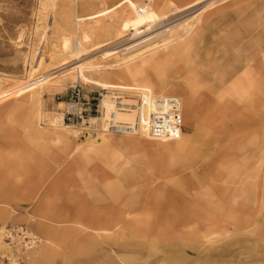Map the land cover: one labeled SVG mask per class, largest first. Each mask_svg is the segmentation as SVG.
Wrapping results in <instances>:
<instances>
[{"label": "rangeland", "instance_id": "rangeland-1", "mask_svg": "<svg viewBox=\"0 0 264 264\" xmlns=\"http://www.w3.org/2000/svg\"><path fill=\"white\" fill-rule=\"evenodd\" d=\"M119 1L0 0V92L45 79L38 83L43 88L37 102L14 92L0 100V232L23 224L38 238L29 250L0 240V264L40 259L45 241L33 226L47 224L61 227L59 242L48 240L49 246L58 243V264H264V103L248 95L241 80L264 57V43L258 42L264 0H203L169 11L140 36L112 29L86 42L81 62L101 66L90 77L116 70L108 80L128 82L118 69L155 51H173L150 45L172 37L170 47L194 37L188 57L154 69L150 80L167 84L166 96L183 103L191 95L197 116L183 127L191 139L187 150L175 139L160 143L141 134L100 132L88 127V117H65L86 106L75 100L76 85L86 96L95 92L102 104L107 90L77 75L72 66L80 59L58 54L62 39H70L71 50L79 47L77 28L92 24L79 19ZM134 1L145 7L151 0ZM152 1L160 10L166 0ZM170 1L169 10L192 0ZM206 27L209 35L196 38ZM99 42L104 45L97 47ZM110 94L113 100L131 96ZM68 103H75L73 111ZM50 114H62L64 125L77 133L55 135L61 127L49 122Z\"/></svg>", "mask_w": 264, "mask_h": 264}, {"label": "bare ground", "instance_id": "bare-ground-1", "mask_svg": "<svg viewBox=\"0 0 264 264\" xmlns=\"http://www.w3.org/2000/svg\"><path fill=\"white\" fill-rule=\"evenodd\" d=\"M49 1V0H48ZM201 1L203 0H192L191 2H189L188 4H181V5H177L174 8L172 7V9H168L171 5V3H173L170 0H166L164 2L162 6V8H160V10L156 9L154 6L153 1L151 0L147 6L144 7V5H141L140 3H138L137 1L134 0H120L119 2H117L116 4H114L111 7H106L103 9H100L99 11L90 14L86 17H82L79 20H86L88 18H90V21L92 24L90 25H86L84 27L79 26L77 28V32H78V36H79V47H75L74 50H71V44L72 42L70 41V39L68 37H65L62 39L61 42V47L60 49H58V54L59 55H71L70 57L75 56V59H80V62H77L76 66H74L73 62V67H77V72L81 79L84 80L85 82L88 83H92L98 87H101L102 89L107 90V92H105V97L103 98V104L102 107L104 108L103 110V114L102 116H91L90 117V124L88 127H92V128H97V130H99L100 132H107V126H106V118L114 115L115 116V120L116 122H123L126 124V127H129L131 129H126V130H131L128 133H133L132 135H136V134H141L143 137H147L149 139L158 141L160 143H165V142H170L171 140H178V143L181 146L182 150H187V145H189V143L191 142L190 137L186 136V132H185V128L184 130L177 136L178 138H174V137H163V138H153L152 136H150L148 129H149V121L151 118L152 113L154 112H159L158 108L155 106L154 104V98L156 97H165L166 94L168 93L166 91V88L168 87L167 84L164 83H159V82H150L151 77L153 76L152 72L154 69H160L161 67H164L167 63H169L171 60H173L175 57L178 58V56H186L188 57L189 52H190V48L192 45H194L195 39L194 37L182 41L178 42L177 44H173L172 46L169 47V45L171 44V42L174 40L170 39H164L162 40V43H155L153 45H150L149 47H151V50L153 49L155 51V49L157 47H164L165 48H170L173 51L168 54H162L159 56L158 51L152 52L151 55L149 54V56L147 55V57H144L139 61V63L134 64V65H128L123 69H118L119 71V75L125 79V81L128 82H114V81H110L109 76H110V72L116 71H110V72H102V76L99 78H92L90 77V72L94 71V70H98L100 71V67L101 66H96V65H90V64H86L85 62H81V60L83 59V55L86 53V48L84 47L86 45V42H89L90 39L94 36V35H101L103 32L106 31H110L112 29H116L117 30V35H121L124 33V31H126V28L131 30L132 32L136 33V34H141L146 30H150V28H153V25H157L158 20L160 19H165L166 18V14L169 11H173V10H177L178 12H181V8H184L186 6V9L189 7H192L194 5H197L198 3H201ZM42 2V1H41ZM208 2V1H207ZM87 3V2H86ZM214 3V0H213ZM91 4V3H90ZM207 4V3H205ZM204 2H203V7L205 6ZM87 5V4H86ZM92 5V4H91ZM209 5V3H208ZM184 6V7H183ZM200 6V7H202ZM210 6V5H209ZM212 6V4H211ZM91 7V6H90ZM199 7V6H198ZM88 8V6H87ZM210 8V7H209ZM182 9V10H184ZM89 10V9H88ZM184 10V11H186ZM189 11L192 12V10L189 9ZM189 11L188 12L189 14ZM93 12V11H91ZM184 12H182V15ZM195 13V12H194ZM193 13V14H194ZM77 15V14H76ZM195 15V14H194ZM187 16V13H186ZM189 16V15H188ZM201 16V14H200ZM203 16V15H202ZM168 17V16H167ZM173 17V16H172ZM171 17V18H172ZM176 17V16H175ZM178 17V16H177ZM176 17V18H177ZM180 17V15H179ZM178 17V18H179ZM182 17V16H181ZM184 17V16H183ZM170 18V17H169ZM175 18V19H176ZM177 18V20H178ZM167 19V18H166ZM173 19V18H172ZM185 19V18H184ZM183 19V20H184ZM187 19H189V17H187ZM186 19V20H187ZM201 19V18H200ZM174 20V19H173ZM176 20V21H177ZM180 20V19H179ZM185 20V21H186ZM198 20V19H197ZM162 21V20H161ZM175 21V20H174ZM184 21V22H185ZM79 22V21H78ZM86 22V21H85ZM88 22V23H89ZM94 22H96L95 24H93ZM157 22V23H156ZM164 22V20L162 21V23ZM172 22V20H171ZM170 22V24H171ZM179 22V21H178ZM181 22V21H180ZM217 21L209 23V25L207 27H210L212 24H215ZM87 23V22H86ZM161 23V22H160ZM165 23L167 24V22L165 21ZM259 22L256 21L253 23V26L258 24ZM173 24V23H172ZM172 24L170 26H172ZM175 24H177L175 22ZM179 24V23H178ZM183 24V23H181ZM247 22H244L243 27L246 29L247 26ZM75 25V24H74ZM174 25V24H173ZM180 25V24H179ZM186 25V24H185ZM77 26V24H76ZM175 26V25H174ZM172 26V28L174 27ZM197 26V25H196ZM160 27V26H158ZM177 27V26H176ZM181 27V26H180ZM187 27V26H186ZM206 27V32H198L196 35V38L199 37V39H203L204 36L209 35L208 33V28ZM72 28V26H71ZM70 28V29H71ZM155 28V27H154ZM158 29V28H157ZM171 29V28H170ZM187 29V28H186ZM160 30V28H159ZM169 30V29H168ZM179 30V29H178ZM154 31V29H153ZM156 31V28H155ZM187 31V30H186ZM150 33H153L150 31ZM158 33V32H157ZM165 33V31H164ZM177 34V33H176ZM146 35V34H145ZM151 35V34H150ZM155 35V33L153 34ZM178 35V34H177ZM183 35V34H181ZM180 35V36H181ZM187 35V34H186ZM140 36V35H139ZM152 36V35H151ZM150 36V37H151ZM158 36V35H157ZM171 36V35H170ZM176 36V35H175ZM147 37V35L145 36ZM179 37V36H178ZM144 38V35H143ZM156 38V37H155ZM150 40V38H148ZM152 39V38H151ZM143 40V39H142ZM156 40V39H154ZM179 40V39H178ZM110 41V40H109ZM138 42L140 41V39L137 40ZM145 40H143L144 42ZM148 41V40H147ZM76 42V41H75ZM153 42V39H152ZM174 42V41H173ZM258 42L260 43H264V35L261 36V39L258 40ZM137 43V42H135ZM133 43V44H135ZM146 43V42H145ZM132 44V43H131ZM138 44H142V41ZM77 45V44H76ZM104 44L99 42V45L97 47H101ZM108 45V44H107ZM147 45V44H146ZM145 45V46H146ZM138 46V45H137ZM144 46V45H143ZM96 47V48H97ZM131 47V46H130ZM140 47V45H139ZM94 48V47H93ZM110 48V47H109ZM133 48V47H132ZM128 49V48H127ZM138 49V48H136ZM144 49V48H142ZM104 50V49H103ZM125 50V49H124ZM130 51V50H129ZM141 51V50H139ZM100 52H104L101 51ZM127 52V51H126ZM108 53V52H106ZM104 53V54H106ZM92 54V53H91ZM90 54V58L91 56ZM97 54V53H96ZM99 54V53H98ZM102 54V53H101ZM145 54V53H144ZM115 55V54H114ZM112 55V56H114ZM145 55V56H146ZM54 56V55H53ZM111 56V57H112ZM131 56V55H130ZM57 57V56H55ZM62 57V56H61ZM88 57V56H87ZM110 57V56H109ZM140 57V56H139ZM86 58V57H84ZM89 58V59H90ZM128 58V57H127ZM134 57L130 58V60H132ZM138 58V56H137ZM136 58V60H137ZM64 59V58H63ZM67 59V57H66ZM73 59V58H72ZM95 59V58H94ZM104 59V58H103ZM102 59V60H103ZM106 59V57H105ZM111 59V58H110ZM71 61V60H70ZM89 61V60H87ZM42 62V61H40ZM39 62V63H40ZM123 62V61H122ZM129 62V61H127ZM180 62V61H179ZM67 63V62H66ZM95 63V62H94ZM97 63V62H96ZM100 63V62H99ZM118 63V62H117ZM41 64V63H40ZM64 64V63H63ZM123 64V63H122ZM130 64V63H129ZM72 65V64H71ZM71 65L69 67H71ZM103 65V64H102ZM105 65V64H104ZM109 65V64H108ZM119 65V63H118ZM126 65V64H125ZM183 65V63H182ZM256 66L254 67H249L247 68V73H244V75H242L241 80H242V84L247 86L248 88V95H250L251 97H256L259 98L261 100H263L264 103V57L260 58L259 61L255 64ZM67 66V67H68ZM117 66V65H116ZM161 66V67H160ZM66 67V69H67ZM107 67V66H105ZM185 67V66H184ZM99 68V69H98ZM108 68V67H107ZM114 69V67H111V70ZM71 71V70H70ZM74 71V70H73ZM69 72V71H68ZM67 72V73H68ZM160 70L158 72L155 73H159ZM31 73V72H30ZM57 73V72H56ZM101 73V72H100ZM35 74V73H34ZM32 75V74H31ZM106 75V77H105ZM39 76V75H38ZM50 76V75H49ZM48 76V77H49ZM55 76V75H54ZM74 76V75H72ZM29 77V76H28ZM31 77V76H30ZM45 77V76H43ZM71 77V75H70ZM69 77V78H70ZM75 77V76H74ZM108 77V78H107ZM34 78V75H33ZM68 78V77H67ZM37 79V78H36ZM25 80V79H24ZM27 80V79H26ZM34 80V79H33ZM27 85H23V84H19L15 87V90H5V91H1L0 92V100H4L7 96H10L12 94L15 93L16 96H23L26 93H29L30 97H32L33 101H39L40 100V89L42 86H38L40 84V82L42 81L40 78L37 79L36 81H33ZM45 80V79H44ZM43 80V81H44ZM48 80V79H47ZM65 80V79H64ZM75 80V79H74ZM187 80V79H186ZM245 80V81H243ZM23 81V80H22ZM42 81V82H43ZM78 81V80H77ZM83 81V82H84ZM47 82V81H46ZM66 82V81H65ZM39 83V84H38ZM62 83V82H61ZM74 83V82H73ZM51 84V83H50ZM66 84V83H65ZM86 84V83H85ZM42 85V83H41ZM44 85V84H43ZM1 86V85H0ZM51 86V85H49ZM3 87V86H1ZM43 88V87H42ZM158 88L160 90H158ZM176 89H182L180 86H175L173 87V90L175 91ZM185 89V88H184ZM116 90H121V91H126L128 92V94H131V96H127V98H123L122 96H116L115 98H119L118 100L116 99H112L110 92L116 91ZM14 92V93H13ZM43 92V89H42ZM132 93H139V94H135V95H139L140 99L138 100V98L135 100L131 99L134 98V95ZM194 93V92H193ZM192 93V94H193ZM42 94V93H41ZM70 94V93H69ZM14 95V96H15ZM43 95V94H42ZM13 96V95H12ZM113 96V95H112ZM115 96V95H114ZM190 96V97H189ZM187 99H185V103H183L182 101V116H183V126H190L191 123H193V121L195 122L196 119V114L194 112V107L192 104V98L191 95H189ZM70 97V96H69ZM187 97V96H186ZM194 97V96H193ZM11 98V97H10ZM114 98V97H113ZM8 99V97H7ZM42 100V99H41ZM1 103V101H0ZM63 103V102H61ZM60 104V103H59ZM192 104V105H191ZM62 105V104H61ZM66 105V104H64ZM64 105L63 108L64 109ZM82 105V104H80ZM60 106V105H59ZM68 110H72L76 107L75 103H68ZM222 106V105H221ZM223 107V106H222ZM185 108V110H184ZM209 107H207L208 109ZM221 108V107H220ZM228 109V111H231L232 107L227 106L226 107ZM220 110V109H219ZM207 111V110H206ZM209 111V110H208ZM61 112V111H60ZM205 112V111H204ZM65 113V112H63ZM66 114V113H65ZM64 114V115H65ZM138 116H140L141 119V126H139L140 130L139 132H137L135 130V128H137V126H135V128H133V126L135 125V121L138 119ZM49 117V122L50 123H55L57 124L59 127L61 128H57L55 127L53 124V126L55 127L53 130V133L55 135H59L62 136V134L64 132L66 133H74L76 134L78 130L74 129L73 127L68 125H64L63 123V117L62 114H60V117H57L53 114L48 115ZM66 117V116H65ZM184 117H186L187 121L185 124V120ZM48 121V120H47ZM52 121V122H51ZM55 121V122H54ZM49 123V124H50ZM67 123V122H66ZM195 124V123H194ZM72 125V124H71ZM74 125V124H73ZM195 126V125H194ZM89 128V129H90ZM137 132V133H136ZM99 134V132H98ZM100 135V134H99ZM127 135V134H124ZM131 135V134H130ZM103 139H106V135L103 133L102 134ZM125 138V137H124ZM126 139V138H125ZM143 139V138H142ZM97 139H95L94 141H96ZM141 142V141H140ZM141 146V145H139ZM159 146V145H158ZM132 147V146H131ZM153 147V146H152ZM152 149V148H151ZM155 149V148H154ZM159 149V148H158ZM149 150V149H148ZM153 150V149H152ZM151 150V151H152ZM177 150V149H176ZM158 151V150H156ZM147 152V151H146ZM153 152V151H152ZM140 155V153H139ZM125 163V162H124ZM127 163V160H126ZM125 163V164H126ZM121 164V163H120ZM68 171H71L73 166H69L68 167ZM154 185V184H153ZM181 222V221H180ZM183 222V221H182ZM2 228V227H1ZM2 239L4 240V231L0 232V240L2 241ZM6 242V241H5ZM8 246V245H7ZM13 246V245H12ZM226 249V248H225ZM223 250V249H222ZM230 250V248H229ZM233 260V258H229L228 261ZM101 263V262H100Z\"/></svg>", "mask_w": 264, "mask_h": 264}, {"label": "built area", "instance_id": "built-area-1", "mask_svg": "<svg viewBox=\"0 0 264 264\" xmlns=\"http://www.w3.org/2000/svg\"><path fill=\"white\" fill-rule=\"evenodd\" d=\"M74 95H76V101H82L85 108L79 111L77 114L75 112L69 111L66 118L69 121H77V119L91 116H102L104 108L100 101V97L94 93H88L87 96L84 95L82 87L76 85L74 89ZM117 98L116 100H118ZM154 104L158 108L159 112H154L151 115L149 121L148 132L153 138H163V137H174L177 136L183 131V116H182V99L178 96H165V97H155ZM79 103V102H78ZM107 131L118 134H133L128 133L131 130L129 127H126V124L123 122H116L115 116L112 115L106 118ZM141 119L138 116V119L135 121V130L139 132V126H141ZM136 132V133H137ZM4 238L8 241L9 244L21 245L25 250L32 249L35 244L38 242L37 236L23 224L9 227L4 232ZM29 256V255H28Z\"/></svg>", "mask_w": 264, "mask_h": 264}, {"label": "crops", "instance_id": "crops-1", "mask_svg": "<svg viewBox=\"0 0 264 264\" xmlns=\"http://www.w3.org/2000/svg\"><path fill=\"white\" fill-rule=\"evenodd\" d=\"M36 231L44 238L45 244L41 245V257L37 261H34L32 264H58L60 262V256H58L59 251L56 250L55 245H48V240L54 242H59V230L61 227H58L56 224H47V225H34ZM56 250V251H55ZM52 254V256H50ZM63 260V259H62Z\"/></svg>", "mask_w": 264, "mask_h": 264}]
</instances>
